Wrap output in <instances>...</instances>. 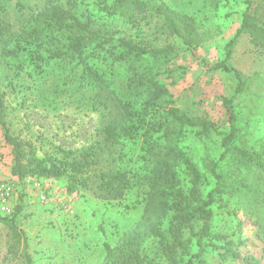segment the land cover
<instances>
[{
  "label": "rangeland",
  "instance_id": "374dc122",
  "mask_svg": "<svg viewBox=\"0 0 264 264\" xmlns=\"http://www.w3.org/2000/svg\"><path fill=\"white\" fill-rule=\"evenodd\" d=\"M65 1L60 0L63 4ZM160 3L196 20L200 35L190 46L180 36L170 34L162 18L154 13V6ZM42 4L43 0H0V16L16 25L22 14ZM245 11L255 15L258 25L264 28V0H77L76 12L82 18L90 17L95 27L113 32L115 37L151 47H173L166 59L151 58L148 65L158 73V79L170 93L167 98L176 107L191 117L213 122L221 135L210 133L200 137L195 134V128L187 126L178 133L180 126L171 122L170 135L154 134L151 141L156 147L179 148L191 157L209 180L204 192L214 181L211 161L218 162L222 173L233 171L231 156L219 159L224 151L221 137L228 131L229 109L237 114L239 147L255 151L264 141V47L254 45L246 33L238 37L228 61L243 75L244 89L237 95L233 73L213 69L225 57V45L239 27ZM24 55L8 62L0 56V90L5 93V120L10 130L32 141L39 155L52 146L78 150L97 143L99 130L115 115V111L110 113L107 106L94 100L97 94L105 99L106 91L79 83L81 66L75 60L51 59L34 65L31 56ZM88 61L108 70L104 61L94 57ZM111 70V87L118 93L125 92L127 64H115ZM229 98L231 103L225 105L223 100ZM106 101L111 107L112 101ZM121 146L123 154H107L105 161L125 163L131 187L122 200H102L90 190L68 191L64 178L18 180L11 176L10 147L4 143L0 129V189L5 187L8 191V196L2 198L9 209V213L0 209V215H15L21 235L18 241L0 222V264H25L23 251L30 256L32 264H103V243L117 244L123 234L133 230L142 215L147 187L143 177L151 166V161L143 156L142 137L134 142L126 140ZM236 174L252 181L260 171L252 165L236 169L234 166L231 180L225 178L224 183L232 187L239 185ZM239 193L242 194L232 192L231 196L222 195L218 199L213 207L212 230L229 235L240 221L241 236L249 239L255 229L251 220L243 211L232 215ZM256 245L252 249L248 247L258 256L259 243ZM143 250L154 264H165L152 239L143 243ZM216 252L208 251V263L232 264L229 259L222 261Z\"/></svg>",
  "mask_w": 264,
  "mask_h": 264
},
{
  "label": "trees",
  "instance_id": "16d2710c",
  "mask_svg": "<svg viewBox=\"0 0 264 264\" xmlns=\"http://www.w3.org/2000/svg\"><path fill=\"white\" fill-rule=\"evenodd\" d=\"M76 8L77 0H66L65 4L60 0H43L41 7L22 14L16 25L0 16V56L8 62L20 55H29L34 65L51 59L75 60L81 66L79 83L92 84L99 91H106L105 99L97 94L94 100L107 106L110 113L115 111V115L99 130L97 143L78 150L52 146L39 155L32 141L13 133L7 125L5 93L0 90V129L4 143L10 147L11 176L18 180L64 178L68 191L85 189L102 200H122L131 187L129 170L125 163H107L105 156L123 154L121 144L142 137L143 156L151 161L143 177L147 186L143 212L133 230L123 234L117 244L103 243V264H154L143 250V243L149 239L156 243L158 255L165 264H210L206 261L209 250L217 251L222 261L229 259L232 264H264V141L255 151L239 147L237 114L229 109L228 131L221 137L224 151L219 159L231 156L233 171L222 173L218 162L211 161L210 173L214 181L204 192L203 187L209 185V180L191 157L179 148L156 147L151 141L154 134L170 135L171 122L180 126L178 133L187 126L195 128V134L200 137L210 133L221 135L213 122L191 117L176 107L167 98L170 93L166 85L148 65L151 58L166 59L173 47H151L140 41L115 37V33L95 27L90 17L82 18ZM154 13L162 18L168 32L180 36L184 44L190 46L199 38V26L193 17L176 12L165 3L155 5ZM243 33L249 35L254 45L264 47V28L258 25L255 15L245 11L239 27L225 45V57L213 66V69L233 73L237 80L235 95L243 91L244 79L241 71L228 61ZM90 57L106 62L108 70L91 64ZM118 63L127 64L125 92L121 93L111 87V69ZM106 100L112 101L111 107ZM231 100L224 99L223 103L228 105ZM233 165L235 169L252 165L260 175L251 183V179L236 174L239 185H226L224 179L231 180ZM232 192L242 193L235 200L236 209L232 215L238 211L245 213L255 228L252 238L241 236L240 221L229 235L212 230L214 205L222 195L231 196ZM0 222L20 240L15 215H0ZM256 243H259L258 256L251 250L258 245ZM22 256L25 264H32L25 251Z\"/></svg>",
  "mask_w": 264,
  "mask_h": 264
},
{
  "label": "built area",
  "instance_id": "2783aa9c",
  "mask_svg": "<svg viewBox=\"0 0 264 264\" xmlns=\"http://www.w3.org/2000/svg\"><path fill=\"white\" fill-rule=\"evenodd\" d=\"M8 191H6V189H5V187H1V189H0V209H1V212L2 213H9V209L7 208V206H6V200L4 199V198H2V197H4V196H8V193H7Z\"/></svg>",
  "mask_w": 264,
  "mask_h": 264
}]
</instances>
